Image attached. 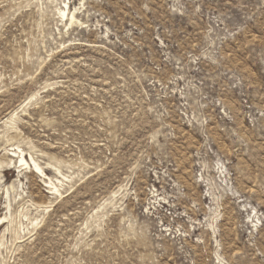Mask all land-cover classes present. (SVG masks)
I'll use <instances>...</instances> for the list:
<instances>
[{"label": "rangeland", "instance_id": "obj_1", "mask_svg": "<svg viewBox=\"0 0 264 264\" xmlns=\"http://www.w3.org/2000/svg\"><path fill=\"white\" fill-rule=\"evenodd\" d=\"M0 218V264H264V0H0Z\"/></svg>", "mask_w": 264, "mask_h": 264}, {"label": "bare ground", "instance_id": "obj_2", "mask_svg": "<svg viewBox=\"0 0 264 264\" xmlns=\"http://www.w3.org/2000/svg\"><path fill=\"white\" fill-rule=\"evenodd\" d=\"M20 161L23 162L24 164H27L28 165V163L23 158H21V157H20ZM32 165H33L34 169H36V170H40V168H41L34 161H33V164ZM52 189H54V188H52ZM54 191H55V189H54ZM0 221H1V218H0Z\"/></svg>", "mask_w": 264, "mask_h": 264}]
</instances>
